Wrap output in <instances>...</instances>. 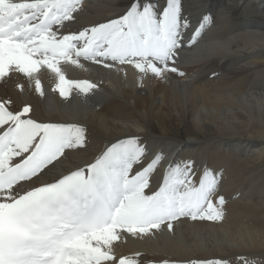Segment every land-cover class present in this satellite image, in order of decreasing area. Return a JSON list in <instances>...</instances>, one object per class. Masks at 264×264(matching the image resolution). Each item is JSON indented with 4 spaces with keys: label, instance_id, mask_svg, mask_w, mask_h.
<instances>
[{
    "label": "snow or ice",
    "instance_id": "obj_1",
    "mask_svg": "<svg viewBox=\"0 0 264 264\" xmlns=\"http://www.w3.org/2000/svg\"><path fill=\"white\" fill-rule=\"evenodd\" d=\"M83 3L0 0V82L19 73L44 96L38 74L47 69L56 77L53 91L61 97L67 98L72 89L87 96L98 85L69 79L61 67L83 69L82 61L116 71L129 65L140 87L146 77H183L176 67L180 52L195 45L211 24L210 15H202L186 35L191 24L182 0H162L159 6L152 0H130L115 18L64 31L83 11ZM16 87L24 89L20 83ZM12 105L0 98V264H140V253L116 254L115 244L125 234L144 237L165 227L173 232L182 218L223 220L224 197L213 201L218 173L204 167L197 183L193 161H169L162 183L151 191L150 177L164 154L157 152L144 164L148 149L135 136L112 143L83 166L42 179L69 151L86 147V129L38 121L29 104ZM159 264L231 262L213 258Z\"/></svg>",
    "mask_w": 264,
    "mask_h": 264
},
{
    "label": "bare ground",
    "instance_id": "obj_2",
    "mask_svg": "<svg viewBox=\"0 0 264 264\" xmlns=\"http://www.w3.org/2000/svg\"><path fill=\"white\" fill-rule=\"evenodd\" d=\"M129 2L84 0L83 11L64 31L115 18ZM152 2L159 6L162 0ZM182 4L191 24L186 35L202 15L211 17L198 42L180 52L176 67L185 76L146 77L140 87L129 65L116 71L82 61L83 69L61 67L69 79L98 85L87 96L72 89L67 98L61 97L53 91L54 74L42 69L38 78L44 96L35 92L34 82L14 73L0 82V98L10 99L16 108L29 104L30 115L38 121L76 123L86 129V147L69 151L42 179L83 166L112 143L131 136L147 146L144 164L155 153L164 154L150 177L151 191L162 183L169 161H193L197 183L204 167L219 174L213 201L225 199L222 221L182 218L173 232L165 227L144 237L125 234L115 244L118 256L140 253V264L213 258L264 264V0ZM17 83L24 85L23 91Z\"/></svg>",
    "mask_w": 264,
    "mask_h": 264
}]
</instances>
